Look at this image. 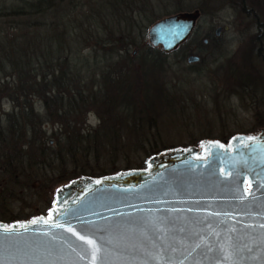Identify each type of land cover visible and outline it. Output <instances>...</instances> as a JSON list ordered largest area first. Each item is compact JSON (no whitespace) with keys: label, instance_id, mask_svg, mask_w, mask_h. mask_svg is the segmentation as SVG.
<instances>
[{"label":"water","instance_id":"water-1","mask_svg":"<svg viewBox=\"0 0 264 264\" xmlns=\"http://www.w3.org/2000/svg\"><path fill=\"white\" fill-rule=\"evenodd\" d=\"M198 14L155 19L147 41L175 48ZM144 163L79 174L54 187L46 214L0 220V264H264V127L163 147Z\"/></svg>","mask_w":264,"mask_h":264},{"label":"trees","instance_id":"trees-1","mask_svg":"<svg viewBox=\"0 0 264 264\" xmlns=\"http://www.w3.org/2000/svg\"><path fill=\"white\" fill-rule=\"evenodd\" d=\"M85 1L101 18L104 32L98 34L97 25L87 21L89 14L74 13V0H0V207L5 205L2 190L12 193L11 184H20L17 176L25 174L29 180L41 174L39 169L52 168L53 162L74 167L72 175L53 183L84 174L82 157H96L105 138L118 139L126 118L133 120L136 113L137 119L144 116L151 124L150 111L160 97L164 95L167 106L175 99L158 77L166 68V52L143 40L142 29L153 19L151 11L138 23L131 15L136 0ZM142 1L152 9L154 0ZM234 1L255 25L249 36L257 40L264 33L259 3L249 0L246 8L247 0ZM255 53L263 59V54ZM201 60L200 56L195 62ZM98 74L101 82L95 81ZM231 76L240 89L257 88L259 79L264 82V75L244 67ZM3 100L9 101L8 110H3ZM96 106L110 117L100 113L101 125L84 129L80 123ZM45 122L58 128L48 135L53 136L51 143Z\"/></svg>","mask_w":264,"mask_h":264},{"label":"rangeland","instance_id":"rangeland-1","mask_svg":"<svg viewBox=\"0 0 264 264\" xmlns=\"http://www.w3.org/2000/svg\"><path fill=\"white\" fill-rule=\"evenodd\" d=\"M74 1L77 2L74 13L89 14L90 20L87 21L97 25L98 34L104 32L94 7H89L85 0ZM255 1L261 7L259 21L262 22L264 0ZM142 2L136 0V9L132 14L126 10V15L131 14L134 20L141 23L145 14L151 11L153 19L142 29L143 40H146V28L155 19L176 11L200 9L188 36L175 48L165 51L166 68L158 75L169 95L175 99L167 106L163 102L164 95L160 97L154 111L149 110L154 117L151 124L144 116L137 119L136 113L133 120L126 118L121 124L118 139L105 138L97 146L96 157L92 154L86 159L82 157L83 162L79 164L85 166V174L99 175L121 168L141 167L146 156L152 153L150 151L160 147L195 143L203 137L226 138L233 132L256 131L264 127V82L259 79L255 89L235 88L231 83V73L234 74V70L240 67L257 76L264 75V57L258 58L255 53L264 55V33L257 36V40L250 39L249 34L253 33L255 25L239 5L234 0H154L150 9L145 8ZM250 5L247 0L245 7ZM98 12L106 14L102 9ZM110 21L107 20L108 24ZM218 24L221 28L218 34H214L213 27ZM258 44L260 50L256 49ZM155 47L160 49L159 45ZM130 51L133 53L134 49L130 48ZM186 51L197 53L202 60L186 62ZM125 70L120 68V71ZM94 77L95 81L101 82L99 74ZM2 105L3 110L10 107L8 100H3ZM180 106L182 109H179ZM106 111L102 106L90 109L80 126L88 130L96 129L101 125L100 113L107 119L110 117ZM44 127L51 143L53 136L48 135L58 130L56 123L45 122ZM72 165L70 162H53L52 168L46 166L39 169L41 174L29 180L25 174L17 176L20 184H11L12 193L1 192L5 205L0 207V220L9 222L38 213L46 214L51 206L54 187L68 179L55 183L53 180L72 175Z\"/></svg>","mask_w":264,"mask_h":264},{"label":"snow or ice","instance_id":"snow-or-ice-1","mask_svg":"<svg viewBox=\"0 0 264 264\" xmlns=\"http://www.w3.org/2000/svg\"><path fill=\"white\" fill-rule=\"evenodd\" d=\"M7 233V230L5 231V233H0V237H2L3 235H5ZM81 239H83V237H81ZM89 243H92L91 241H89Z\"/></svg>","mask_w":264,"mask_h":264},{"label":"flooded vegetation","instance_id":"flooded-vegetation-1","mask_svg":"<svg viewBox=\"0 0 264 264\" xmlns=\"http://www.w3.org/2000/svg\"><path fill=\"white\" fill-rule=\"evenodd\" d=\"M218 25H219V24H218ZM263 25H264V22H263ZM220 26H221V25H220ZM214 27H215V26H214ZM214 27H213V32H214ZM188 52H189V51H186V54H187ZM186 54H185V55H186Z\"/></svg>","mask_w":264,"mask_h":264}]
</instances>
